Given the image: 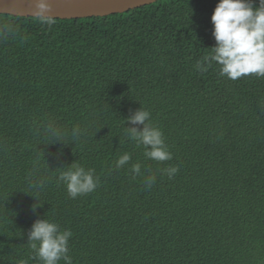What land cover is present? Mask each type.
Segmentation results:
<instances>
[{
	"label": "trees",
	"instance_id": "trees-1",
	"mask_svg": "<svg viewBox=\"0 0 264 264\" xmlns=\"http://www.w3.org/2000/svg\"><path fill=\"white\" fill-rule=\"evenodd\" d=\"M218 2L50 24L0 15V264H41L37 219L71 231L72 264H264V77L204 64ZM141 108L171 160L128 138ZM73 163L99 177L75 199L57 181Z\"/></svg>",
	"mask_w": 264,
	"mask_h": 264
},
{
	"label": "clouds",
	"instance_id": "clouds-1",
	"mask_svg": "<svg viewBox=\"0 0 264 264\" xmlns=\"http://www.w3.org/2000/svg\"><path fill=\"white\" fill-rule=\"evenodd\" d=\"M33 10L41 23L52 22V18L47 15L51 11L49 0H34ZM211 22L216 43L211 48V54L204 58V64L211 66L212 62H216L219 65V75L231 80L251 74L264 77V0H258V6L254 0H219ZM204 64L197 63L195 67L200 71H207ZM126 122L133 125L127 129L128 138L135 141L138 147H144L146 158L157 162L172 159L163 133L153 125L149 111L141 108L126 117ZM130 160L131 155L124 153L116 161L115 168H122ZM177 171V167L162 170L169 178ZM131 172L140 175V163L133 164ZM155 179V175H149L145 180L146 185L150 187ZM57 181L63 183L68 195L75 199L94 192L98 187L99 177L93 169H85L73 163L66 171L60 172ZM42 183L43 180H39L32 186L38 188V184ZM71 236L70 230H61L58 224L47 219H37L28 233L33 258L38 259L41 264H59L61 259L65 264H72V258L68 255Z\"/></svg>",
	"mask_w": 264,
	"mask_h": 264
},
{
	"label": "water",
	"instance_id": "water-1",
	"mask_svg": "<svg viewBox=\"0 0 264 264\" xmlns=\"http://www.w3.org/2000/svg\"><path fill=\"white\" fill-rule=\"evenodd\" d=\"M164 0H49L55 20H79L124 14ZM34 0H0V15L36 18Z\"/></svg>",
	"mask_w": 264,
	"mask_h": 264
}]
</instances>
